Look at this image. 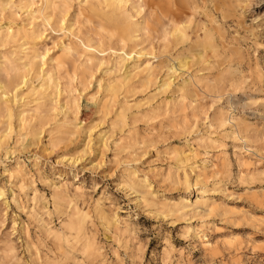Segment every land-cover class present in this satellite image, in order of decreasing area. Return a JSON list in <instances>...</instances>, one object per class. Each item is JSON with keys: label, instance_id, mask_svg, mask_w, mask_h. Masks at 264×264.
<instances>
[{"label": "rangeland", "instance_id": "rangeland-1", "mask_svg": "<svg viewBox=\"0 0 264 264\" xmlns=\"http://www.w3.org/2000/svg\"><path fill=\"white\" fill-rule=\"evenodd\" d=\"M0 264H264V0H0Z\"/></svg>", "mask_w": 264, "mask_h": 264}, {"label": "bare ground", "instance_id": "bare-ground-1", "mask_svg": "<svg viewBox=\"0 0 264 264\" xmlns=\"http://www.w3.org/2000/svg\"><path fill=\"white\" fill-rule=\"evenodd\" d=\"M16 5V4H15ZM9 6V5H8ZM63 6H65V3H63ZM8 8V7H7ZM24 8V7H23ZM64 26V25H63ZM12 29V28H11ZM5 35H6V37H9V35H10V31H9V29L8 30H6V33H5ZM18 35V34H17ZM17 38V37H16ZM10 56V55H9ZM179 67L180 68H183V67H185V64L184 63H180L179 64ZM168 71L171 73V74H175V72L177 71L176 69H175V67H169V69H168ZM27 82V81H26ZM193 82V81H192ZM168 84H169V82H168ZM194 84V83H193ZM164 86H167V84L165 83L164 84ZM181 86V85H180ZM14 94V93H13ZM231 122H233V118H232V116L231 115H228L227 116V118L226 119H224L223 121H222V124H224V125H229ZM235 128V127H234ZM237 134H238V132H237ZM186 202V201H185ZM187 205V204H186ZM185 205V206H186ZM187 207V206H186ZM189 208V207H188ZM192 208V207H191ZM195 210H197L196 208H195Z\"/></svg>", "mask_w": 264, "mask_h": 264}]
</instances>
